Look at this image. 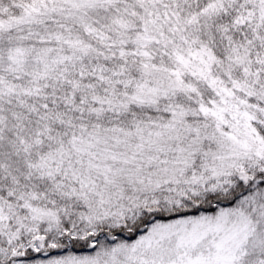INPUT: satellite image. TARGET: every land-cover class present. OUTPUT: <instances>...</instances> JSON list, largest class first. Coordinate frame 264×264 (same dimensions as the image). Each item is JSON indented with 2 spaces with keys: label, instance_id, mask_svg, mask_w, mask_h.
Wrapping results in <instances>:
<instances>
[{
  "label": "snow or ice",
  "instance_id": "snow-or-ice-1",
  "mask_svg": "<svg viewBox=\"0 0 264 264\" xmlns=\"http://www.w3.org/2000/svg\"><path fill=\"white\" fill-rule=\"evenodd\" d=\"M0 264H264V0H0Z\"/></svg>",
  "mask_w": 264,
  "mask_h": 264
}]
</instances>
